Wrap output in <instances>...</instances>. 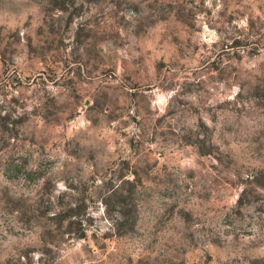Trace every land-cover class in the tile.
Returning a JSON list of instances; mask_svg holds the SVG:
<instances>
[{
  "label": "rangeland",
  "instance_id": "rangeland-1",
  "mask_svg": "<svg viewBox=\"0 0 264 264\" xmlns=\"http://www.w3.org/2000/svg\"><path fill=\"white\" fill-rule=\"evenodd\" d=\"M0 264H264V0H0Z\"/></svg>",
  "mask_w": 264,
  "mask_h": 264
}]
</instances>
